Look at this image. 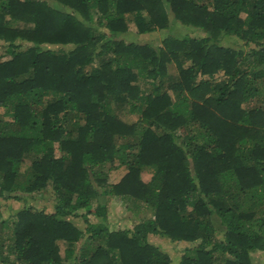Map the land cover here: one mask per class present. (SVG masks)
Segmentation results:
<instances>
[{"label": "trees", "instance_id": "obj_1", "mask_svg": "<svg viewBox=\"0 0 264 264\" xmlns=\"http://www.w3.org/2000/svg\"><path fill=\"white\" fill-rule=\"evenodd\" d=\"M129 15L138 32L206 34L170 31L154 49L124 38ZM0 43V196L55 199L3 214L0 264H255L264 0H0ZM112 197L147 212L111 228ZM152 233L191 245L176 263Z\"/></svg>", "mask_w": 264, "mask_h": 264}, {"label": "rangeland", "instance_id": "obj_2", "mask_svg": "<svg viewBox=\"0 0 264 264\" xmlns=\"http://www.w3.org/2000/svg\"><path fill=\"white\" fill-rule=\"evenodd\" d=\"M129 22H130V31L129 33H125L124 38L128 41L135 40L137 42H148L150 47L156 49L158 46L163 45V39L170 33L171 35H183V34H191V35H203L206 34L205 31H202L198 28H195L192 25H187L178 21H171L170 24L172 25L171 28H160L148 32H138V26L136 21L134 20L132 15H129ZM175 18H172L174 20ZM5 44L0 43V54L4 53ZM10 55L3 54V58H8ZM189 61H187L185 64L187 65ZM176 63H170L171 67V73L177 71ZM173 66V67H172ZM142 86H145V84L141 81L139 82ZM174 100L177 98L175 92H171ZM5 113V108L0 106V114L3 115ZM119 115L124 118L126 121H134L137 120L139 117V114L136 112H130L128 109V106H122L118 109ZM7 117V115H5ZM126 172L125 167L111 169L110 172V182L111 181H118L123 174ZM152 172L148 169H144L142 171V176L145 180H149L151 178ZM126 199H122L119 197H112L109 200L108 207V223L111 228H117V227H133L134 224L140 219L141 215H145L147 212L146 208H143L140 212H135L132 209H130L127 205ZM55 199H53V195H50L48 193L46 194H37V197L29 198L27 202L24 201H17L13 198L6 199L2 196H0V218L3 216H8L9 223L10 219L13 217L15 218V211L24 205V203H36L39 206H45L47 210H55L54 207ZM10 214V215H9ZM82 221V219H79ZM79 221V222H80ZM83 224L82 222H80ZM7 228L3 225V223H0V232H6ZM1 236V234H0ZM149 239L151 242L158 244L162 249L168 251L171 253L173 257V261H178L180 255L183 253V250L188 244V241H181L179 243L171 242L168 238L165 236H161L159 234H150ZM191 245V243H189ZM61 250L64 252L65 247L67 246V243L63 240L60 241ZM255 257V264H264V251L257 250L254 252ZM176 259V260H175ZM177 263V262H176Z\"/></svg>", "mask_w": 264, "mask_h": 264}]
</instances>
